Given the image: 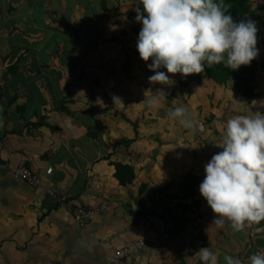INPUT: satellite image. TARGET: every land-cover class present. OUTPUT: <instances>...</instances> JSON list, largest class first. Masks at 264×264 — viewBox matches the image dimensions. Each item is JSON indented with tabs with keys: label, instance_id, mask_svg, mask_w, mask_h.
Returning <instances> with one entry per match:
<instances>
[{
	"label": "crops",
	"instance_id": "obj_1",
	"mask_svg": "<svg viewBox=\"0 0 264 264\" xmlns=\"http://www.w3.org/2000/svg\"><path fill=\"white\" fill-rule=\"evenodd\" d=\"M13 1H20L18 8ZM3 3L0 38L11 35L20 47L11 49L8 44L11 56L0 58V95L5 100L17 93L20 96L7 107L0 102V162L9 166L0 167V264H203L197 250L206 245L216 253L218 264H226L228 254L245 261L253 253L264 254V220L236 231L231 223L218 225L191 208L173 210L167 206L159 214L154 212L161 207L159 188L181 194L184 178L193 174L198 182L191 195L201 201L207 213L214 214L199 192V184L205 175L204 165L223 150L219 144L225 124L182 127L179 139L170 144L172 148L163 153L159 148L166 140L160 139V147L150 149L157 150L140 154V141L151 136H141L136 124L137 135L130 124L133 134L124 143L121 128L125 126L103 124L101 107L96 112L91 108L89 99L97 91L90 89L91 94L86 95V90H80L83 84L88 85L81 73L82 58L75 56L74 47L81 42L72 53L66 47L56 52L60 38H65L55 26L59 22H47L44 16L33 27L38 45L20 49L24 44L15 34L20 23H13L12 18L19 8L22 16L28 15L24 10L30 0ZM260 19L258 60L264 63V25ZM43 28H47L44 33ZM39 48L48 51L39 56ZM15 63L16 71L11 68ZM263 72L261 69L258 78ZM100 102L106 107L104 100ZM252 102L246 103L252 106ZM119 161L134 166L136 177L131 184L123 185L115 176L114 162ZM19 162L39 174L42 183L31 186L16 179L10 167ZM102 203L107 209L96 213L86 226L75 220V207ZM134 204L142 209L132 208ZM140 238L145 243L139 251L131 250L127 257L109 261L117 249L133 247Z\"/></svg>",
	"mask_w": 264,
	"mask_h": 264
},
{
	"label": "rangeland",
	"instance_id": "obj_2",
	"mask_svg": "<svg viewBox=\"0 0 264 264\" xmlns=\"http://www.w3.org/2000/svg\"><path fill=\"white\" fill-rule=\"evenodd\" d=\"M13 2L18 8L20 1ZM3 4V0H0L2 8H4ZM137 6L135 0H30L28 7L24 10V14L28 15L22 16L19 8V11L14 13L12 21L20 23L15 32L16 38L20 37L24 44L20 49L24 47L31 49L38 45L34 43L36 37L33 34L35 32L33 27L37 22H41L44 16L47 22H59L55 23V26L65 38L64 41L60 38V46H57L56 52L57 49L60 51L64 47L73 52L72 48L81 42L79 44H82L81 46L74 47L75 56L82 58V64H84L80 69L88 85L83 84L80 90H86L83 91L86 95L91 94L90 89L92 92L97 91L95 96L89 99L90 102L92 101L91 108L96 112L97 107H101L103 112L99 113V117L102 116L103 124H123L125 126L126 129L121 128L124 132L123 141L129 137V134H133L134 126L130 125L132 123L127 118L138 124L141 136L148 138L151 136L148 141H140V154L157 150L150 149L157 147L160 139L162 142L166 140L161 147L159 145L162 152L167 147L172 148L170 144L175 141V138L179 139L182 131L180 128H185V126L182 125L180 117L169 116V112L177 106H182L187 110L186 118L192 120L193 124H225L228 119L238 114L256 115L259 111L264 112V72L260 75L261 77L257 76L256 90L261 96L254 103L252 102V106L235 91L231 82L220 84L213 79H208L205 75L202 82L194 81L188 86L181 85V73H167L174 80L171 85L150 81L148 77L154 74V70L149 69L147 64L151 63V58L144 61L140 57L137 52L138 38L133 31V28L142 26V23L135 19ZM253 7L262 14L260 21L263 22L261 23L263 27L264 0H253ZM41 11L45 12L44 15ZM28 20L30 23L26 22ZM61 22L65 25L72 24L78 28V32L65 28ZM46 29L43 28L41 32L44 33ZM82 29L102 33L96 41L97 48L87 47L86 40L80 33ZM55 32V34L59 33ZM10 37L11 35L7 38H0V58L2 59L11 56V49L14 46L15 48L20 47V42ZM41 44L42 42L39 43V47ZM46 51H48L46 48L44 50L39 48V56L45 54ZM262 57L264 59L263 55ZM28 69L31 70L30 66ZM160 70L167 72L164 67ZM160 89H163L166 94L162 99L160 93L157 92ZM154 93L159 103L147 105L144 99ZM114 97L117 98L114 100ZM101 100L106 102V107L105 103L100 102ZM75 111L83 112L82 109ZM147 144L149 145L146 146ZM157 156L160 161H164L162 155ZM157 166L160 165L157 164Z\"/></svg>",
	"mask_w": 264,
	"mask_h": 264
},
{
	"label": "clouds",
	"instance_id": "obj_3",
	"mask_svg": "<svg viewBox=\"0 0 264 264\" xmlns=\"http://www.w3.org/2000/svg\"><path fill=\"white\" fill-rule=\"evenodd\" d=\"M139 4L143 9H135V19L142 23L137 48L144 61L151 58L147 67L154 70L148 77L152 82L171 85L174 80L167 73H181L186 78L221 63L238 70L260 53L257 21L250 17L235 20L225 0H140ZM157 92L161 99L166 96L163 89ZM144 101L147 105L159 103L155 93ZM186 111L177 106L169 116L180 117L185 127H193ZM219 146L223 150L204 165L199 192L216 214V224L227 220L241 231L264 220V112L228 119ZM197 251L203 264H218L209 246ZM225 260L226 264H264V254L253 253L247 261L228 254Z\"/></svg>",
	"mask_w": 264,
	"mask_h": 264
},
{
	"label": "trees",
	"instance_id": "obj_4",
	"mask_svg": "<svg viewBox=\"0 0 264 264\" xmlns=\"http://www.w3.org/2000/svg\"><path fill=\"white\" fill-rule=\"evenodd\" d=\"M137 2V5L143 9V5L139 4L140 0H135ZM226 3L230 4V9L229 11L232 12V15L234 17L235 20L239 21L241 19H245L247 17L252 18L253 20L257 21V26L259 28L258 31V47L259 49L261 48V43H262V39H261V26L259 24V19L261 17V14L258 10H256L253 7V0H225ZM145 15H147V13H145ZM62 23V22H61ZM62 25H64L65 28L73 30L78 32V28L74 27L72 24L67 23L66 25L64 23H62ZM142 26H137L135 28H133L134 33H136L137 38H138V34L139 31L141 29ZM137 52H139L137 50ZM11 68L14 69L16 71V69L18 68L16 63L11 65ZM263 69L264 70V63L260 62L258 60V56L253 59V61L251 62L250 65H242L238 70H232L229 69L227 67L224 66L223 63L218 64V65H214L213 67L210 68H206V70L202 73H193V74H188L187 77L185 78L184 75L182 74V78H181V85L182 86H188L189 84H191L192 82L196 81V82H202L204 75L208 78V79H213L216 82L220 83V84H227L228 82H231L235 91L237 93H239L244 101L246 102H252L256 99H258L260 97V93L256 90L257 88V82H256V78L258 73L260 72V70ZM19 94H14L13 97H11L8 100H5L3 98V95H0V102L2 104H4L6 107L9 104H12L14 101H16L19 98ZM65 110H67L68 112H70V110L68 108H64ZM127 120L129 122H131L132 124H134V128L135 131L138 135V130L136 127V123H134L131 119L127 118ZM98 124H101V121L97 122ZM137 137V136H136ZM135 137V138H136ZM132 142V139L129 141ZM115 163V176L117 177V179L119 180V182L123 185H127V184H131L133 182V180L136 177V173H135V169L134 166L130 163H124V162H114ZM196 176L193 174H188L185 178L184 181L182 182V192L181 194H171L169 192H167L165 189L163 188H159L158 189V194L161 195L162 197V201L160 203L161 207L166 208L167 206L171 209H175L178 207L181 208H188L186 206H169L172 198L174 196H179V195H191L194 191V187L197 184L198 180L195 181ZM146 187H144V189H142V193L145 191ZM142 203V202H141ZM140 205L143 206V203ZM138 205L139 210L142 209V207ZM159 205V204H157ZM157 210H154V212L156 214H159V210L158 208H156ZM175 222L178 225L179 222V218L175 219Z\"/></svg>",
	"mask_w": 264,
	"mask_h": 264
},
{
	"label": "built area",
	"instance_id": "obj_5",
	"mask_svg": "<svg viewBox=\"0 0 264 264\" xmlns=\"http://www.w3.org/2000/svg\"><path fill=\"white\" fill-rule=\"evenodd\" d=\"M0 167L7 168L9 167L8 164L0 162ZM10 171L12 175L16 179L24 181L26 184L31 186H36L42 183L41 176L37 174L36 172L32 171L25 163L19 162L16 165H13L10 167ZM52 171V167L47 169V172L50 173ZM47 190L49 192H53L51 186H47ZM186 206L188 208H191L193 210H196L197 212H200L204 217H206L208 220L214 221L215 213L209 214L206 212L204 205L196 199L192 195H179L174 196L169 204V206ZM132 208L137 209L138 205L134 204L132 205ZM107 209V205L105 203H102L98 206L94 207H85V206H77L73 210V216L75 220L80 224V226L84 227L88 223L91 222V220L94 218L96 213L103 212ZM161 210V211H160ZM159 212L163 211V207H160ZM231 223L230 221H225L224 224ZM145 240L138 239L134 242L133 247L129 246H123L115 251L114 256L110 258V262H115L119 259L127 257L131 250L139 251L144 246Z\"/></svg>",
	"mask_w": 264,
	"mask_h": 264
},
{
	"label": "water",
	"instance_id": "obj_6",
	"mask_svg": "<svg viewBox=\"0 0 264 264\" xmlns=\"http://www.w3.org/2000/svg\"><path fill=\"white\" fill-rule=\"evenodd\" d=\"M80 33L82 34L83 38L86 40L87 47L89 49H95L97 48L98 44L96 43L97 39L102 35L100 32H94L89 29H82L80 30Z\"/></svg>",
	"mask_w": 264,
	"mask_h": 264
}]
</instances>
